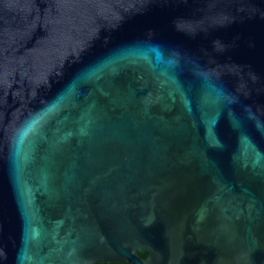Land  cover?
<instances>
[{
	"label": "water",
	"instance_id": "water-1",
	"mask_svg": "<svg viewBox=\"0 0 264 264\" xmlns=\"http://www.w3.org/2000/svg\"><path fill=\"white\" fill-rule=\"evenodd\" d=\"M110 261L264 264V0H0V264Z\"/></svg>",
	"mask_w": 264,
	"mask_h": 264
},
{
	"label": "trees",
	"instance_id": "trees-1",
	"mask_svg": "<svg viewBox=\"0 0 264 264\" xmlns=\"http://www.w3.org/2000/svg\"><path fill=\"white\" fill-rule=\"evenodd\" d=\"M140 256H145L146 252H139ZM92 264H130L128 262H116V261H110V262H95Z\"/></svg>",
	"mask_w": 264,
	"mask_h": 264
}]
</instances>
